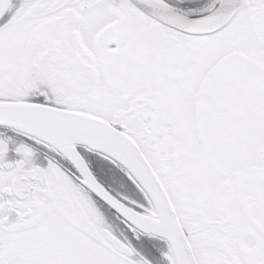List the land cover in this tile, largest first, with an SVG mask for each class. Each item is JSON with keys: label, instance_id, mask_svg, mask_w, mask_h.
I'll return each instance as SVG.
<instances>
[{"label": "snow or ice", "instance_id": "6c2138e0", "mask_svg": "<svg viewBox=\"0 0 264 264\" xmlns=\"http://www.w3.org/2000/svg\"><path fill=\"white\" fill-rule=\"evenodd\" d=\"M155 241L264 264V0H0V264Z\"/></svg>", "mask_w": 264, "mask_h": 264}, {"label": "rangeland", "instance_id": "374dc122", "mask_svg": "<svg viewBox=\"0 0 264 264\" xmlns=\"http://www.w3.org/2000/svg\"><path fill=\"white\" fill-rule=\"evenodd\" d=\"M143 240V238H141ZM156 249H154L151 254L146 252L142 247H140L139 244H137V248L141 252L142 255H146L145 257L149 259L153 264H162V257L160 255L161 251L163 250V244L162 242L155 241ZM157 252V253H156Z\"/></svg>", "mask_w": 264, "mask_h": 264}, {"label": "trees", "instance_id": "16d2710c", "mask_svg": "<svg viewBox=\"0 0 264 264\" xmlns=\"http://www.w3.org/2000/svg\"><path fill=\"white\" fill-rule=\"evenodd\" d=\"M137 250L139 251V249L137 248ZM154 252V251H153ZM155 253V252H154ZM157 253V252H156ZM145 255V254H144ZM146 256V255H145Z\"/></svg>", "mask_w": 264, "mask_h": 264}, {"label": "water", "instance_id": "95a60500", "mask_svg": "<svg viewBox=\"0 0 264 264\" xmlns=\"http://www.w3.org/2000/svg\"><path fill=\"white\" fill-rule=\"evenodd\" d=\"M150 264H152V263L150 262Z\"/></svg>", "mask_w": 264, "mask_h": 264}, {"label": "flooded vegetation", "instance_id": "af4514ba", "mask_svg": "<svg viewBox=\"0 0 264 264\" xmlns=\"http://www.w3.org/2000/svg\"><path fill=\"white\" fill-rule=\"evenodd\" d=\"M158 242H160V241H158Z\"/></svg>", "mask_w": 264, "mask_h": 264}]
</instances>
